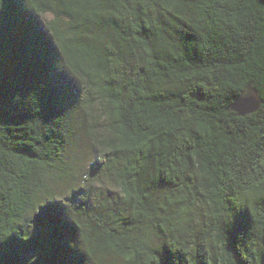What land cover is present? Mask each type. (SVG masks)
Segmentation results:
<instances>
[{
	"label": "trees",
	"instance_id": "16d2710c",
	"mask_svg": "<svg viewBox=\"0 0 264 264\" xmlns=\"http://www.w3.org/2000/svg\"><path fill=\"white\" fill-rule=\"evenodd\" d=\"M33 74H52L55 110ZM248 95L259 108L238 116ZM76 104L78 130L101 122L86 137L109 202L64 192ZM48 205L77 264H264V0H0V264H59V227L22 243Z\"/></svg>",
	"mask_w": 264,
	"mask_h": 264
},
{
	"label": "rangeland",
	"instance_id": "374dc122",
	"mask_svg": "<svg viewBox=\"0 0 264 264\" xmlns=\"http://www.w3.org/2000/svg\"><path fill=\"white\" fill-rule=\"evenodd\" d=\"M51 15L46 13L38 18L42 28L45 21L49 20ZM249 96V95H248ZM79 105H74L72 111L73 118V128L76 131L75 138L77 141L74 143L71 149V155H75L77 158V168L74 171L75 180H71L69 185L64 187V192L74 195L76 198H79V201L87 199L89 203L95 202L99 197L101 200L114 199L119 197V191L114 184L104 176L103 168L101 166V155L91 147V140L86 137V131L90 128L91 125L94 126L96 130V137L101 139V131L98 130L99 124L95 118L87 117L85 118L84 124H81V128L78 130L76 128L77 122V111ZM97 123L95 124L94 122ZM67 150L70 147L66 148ZM72 171V168H71ZM62 190V189H60ZM63 196V195H62ZM98 198V200H99ZM57 204L63 203L64 206H67L69 200L66 197H57L55 199ZM109 202V201H107ZM196 221V219H195ZM144 241L149 240L151 245H157L159 240L155 238L152 234L143 232L142 236ZM94 264H124V258L115 255V254H102V256L95 259Z\"/></svg>",
	"mask_w": 264,
	"mask_h": 264
},
{
	"label": "snow or ice",
	"instance_id": "6c2138e0",
	"mask_svg": "<svg viewBox=\"0 0 264 264\" xmlns=\"http://www.w3.org/2000/svg\"><path fill=\"white\" fill-rule=\"evenodd\" d=\"M27 90H34L40 93V100L50 110H55L61 103V92L55 85L52 74L40 75L33 74ZM247 101L237 100V104L244 105ZM44 209V212H41ZM40 209V214L37 217L41 218L44 228L38 234L36 231L31 234L30 237H26L22 243L25 247L33 245L34 240L37 239H49L53 234L54 227H59V250L60 258H58L59 264H77L75 249L71 246L72 238L64 236L68 230V226L71 225L67 218L64 216V209L61 205H48L45 208ZM41 256L36 257V264H44Z\"/></svg>",
	"mask_w": 264,
	"mask_h": 264
},
{
	"label": "water",
	"instance_id": "95a60500",
	"mask_svg": "<svg viewBox=\"0 0 264 264\" xmlns=\"http://www.w3.org/2000/svg\"><path fill=\"white\" fill-rule=\"evenodd\" d=\"M247 101L244 105L237 104V100ZM260 102L255 95L238 96L235 98L230 106V109L238 116H244L255 112L259 108Z\"/></svg>",
	"mask_w": 264,
	"mask_h": 264
},
{
	"label": "bare ground",
	"instance_id": "6f19581e",
	"mask_svg": "<svg viewBox=\"0 0 264 264\" xmlns=\"http://www.w3.org/2000/svg\"><path fill=\"white\" fill-rule=\"evenodd\" d=\"M42 28V27H41ZM43 29V28H42ZM43 31H44V29H43Z\"/></svg>",
	"mask_w": 264,
	"mask_h": 264
}]
</instances>
